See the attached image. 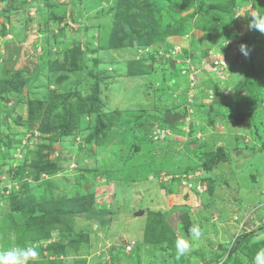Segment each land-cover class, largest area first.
Here are the masks:
<instances>
[{
	"label": "rangeland",
	"instance_id": "obj_1",
	"mask_svg": "<svg viewBox=\"0 0 264 264\" xmlns=\"http://www.w3.org/2000/svg\"><path fill=\"white\" fill-rule=\"evenodd\" d=\"M255 15L264 0H0V256L33 247L35 264H255ZM218 57L229 67L213 68Z\"/></svg>",
	"mask_w": 264,
	"mask_h": 264
},
{
	"label": "clouds",
	"instance_id": "obj_2",
	"mask_svg": "<svg viewBox=\"0 0 264 264\" xmlns=\"http://www.w3.org/2000/svg\"><path fill=\"white\" fill-rule=\"evenodd\" d=\"M252 18L253 19H252L251 27L255 28L261 33H264V15H255ZM239 50L243 55L245 56L248 55L246 45L241 44L239 46ZM217 61L223 63L222 65H220V67H229V62L225 57H221V58L218 57L215 60V62ZM215 67L216 66L214 65V62H213V68ZM201 235L202 233L198 226H194L191 228L190 236L193 242L196 240H199ZM129 245H131V250L129 251L131 252L133 249V244H129ZM176 250L178 254L180 255H183L187 253L188 251H190L191 247H190L189 241L186 239L178 240L176 242ZM123 251L125 253H129L125 251V247L123 248ZM38 258H39V253L36 250V248H33V247L21 248V249L9 251L7 252L6 255L0 256V264H35ZM255 264H264V250H261L256 254Z\"/></svg>",
	"mask_w": 264,
	"mask_h": 264
},
{
	"label": "trees",
	"instance_id": "obj_3",
	"mask_svg": "<svg viewBox=\"0 0 264 264\" xmlns=\"http://www.w3.org/2000/svg\"><path fill=\"white\" fill-rule=\"evenodd\" d=\"M257 60H259V59H256V57H254L253 59H250V61L248 62V66H249V69L251 72L253 71V70H251V67L254 68L256 66V69H258L259 67L260 68L262 67V62H257ZM258 72H259V70H258ZM258 72H256V74L252 75V77H254L255 80H258ZM74 264H77V263L75 262Z\"/></svg>",
	"mask_w": 264,
	"mask_h": 264
},
{
	"label": "built area",
	"instance_id": "obj_4",
	"mask_svg": "<svg viewBox=\"0 0 264 264\" xmlns=\"http://www.w3.org/2000/svg\"><path fill=\"white\" fill-rule=\"evenodd\" d=\"M222 64L223 63L217 61L215 66L220 68V65H222ZM130 250H131V245L125 246V251L129 252Z\"/></svg>",
	"mask_w": 264,
	"mask_h": 264
},
{
	"label": "water",
	"instance_id": "obj_5",
	"mask_svg": "<svg viewBox=\"0 0 264 264\" xmlns=\"http://www.w3.org/2000/svg\"><path fill=\"white\" fill-rule=\"evenodd\" d=\"M144 210H139L137 212L134 213V217H140V216H143L144 215Z\"/></svg>",
	"mask_w": 264,
	"mask_h": 264
},
{
	"label": "crops",
	"instance_id": "obj_6",
	"mask_svg": "<svg viewBox=\"0 0 264 264\" xmlns=\"http://www.w3.org/2000/svg\"><path fill=\"white\" fill-rule=\"evenodd\" d=\"M72 229H74V228L72 227Z\"/></svg>",
	"mask_w": 264,
	"mask_h": 264
}]
</instances>
